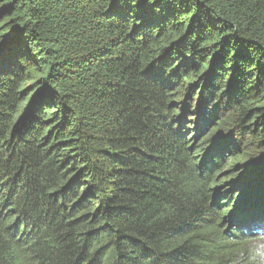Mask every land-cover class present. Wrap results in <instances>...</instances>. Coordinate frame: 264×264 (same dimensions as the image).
Masks as SVG:
<instances>
[{
	"label": "trees",
	"instance_id": "16d2710c",
	"mask_svg": "<svg viewBox=\"0 0 264 264\" xmlns=\"http://www.w3.org/2000/svg\"><path fill=\"white\" fill-rule=\"evenodd\" d=\"M0 47V264H251L264 0H0Z\"/></svg>",
	"mask_w": 264,
	"mask_h": 264
},
{
	"label": "clouds",
	"instance_id": "9594fccd",
	"mask_svg": "<svg viewBox=\"0 0 264 264\" xmlns=\"http://www.w3.org/2000/svg\"><path fill=\"white\" fill-rule=\"evenodd\" d=\"M239 203L242 201V197H238ZM251 264H264V246H260L251 252Z\"/></svg>",
	"mask_w": 264,
	"mask_h": 264
},
{
	"label": "rangeland",
	"instance_id": "374dc122",
	"mask_svg": "<svg viewBox=\"0 0 264 264\" xmlns=\"http://www.w3.org/2000/svg\"><path fill=\"white\" fill-rule=\"evenodd\" d=\"M191 115H193L191 112L187 114V117L186 118H191ZM189 133V131H188ZM257 245L260 247V246H264V236H261V239L260 241L257 243Z\"/></svg>",
	"mask_w": 264,
	"mask_h": 264
},
{
	"label": "snow or ice",
	"instance_id": "6c2138e0",
	"mask_svg": "<svg viewBox=\"0 0 264 264\" xmlns=\"http://www.w3.org/2000/svg\"><path fill=\"white\" fill-rule=\"evenodd\" d=\"M2 57H3V50H2V47H0V62H2ZM37 95H39V94H37ZM34 100H35V97H34Z\"/></svg>",
	"mask_w": 264,
	"mask_h": 264
}]
</instances>
